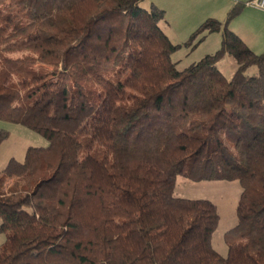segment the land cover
Returning <instances> with one entry per match:
<instances>
[{
    "label": "trees",
    "instance_id": "16d2710c",
    "mask_svg": "<svg viewBox=\"0 0 264 264\" xmlns=\"http://www.w3.org/2000/svg\"><path fill=\"white\" fill-rule=\"evenodd\" d=\"M142 1L0 0V119L48 141L0 172V264H264V51L228 29L236 5L179 70ZM178 176L238 181L226 256L217 207L175 197Z\"/></svg>",
    "mask_w": 264,
    "mask_h": 264
},
{
    "label": "rangeland",
    "instance_id": "374dc122",
    "mask_svg": "<svg viewBox=\"0 0 264 264\" xmlns=\"http://www.w3.org/2000/svg\"><path fill=\"white\" fill-rule=\"evenodd\" d=\"M204 2L201 0H143L140 3L142 8L149 9L151 5H155L165 12V19L161 25L167 31L170 41L179 45L171 58L179 70L198 62L205 55L214 53L220 46L219 44L215 48L217 45L213 38L215 33H208L203 39L197 36L188 42L192 33L197 29H194L195 25L192 24L193 21L199 19V14L195 12L198 9L197 4L205 7ZM222 15L227 16L224 12ZM209 18L220 21L214 17ZM214 44L215 46H213ZM217 66L227 78H230L237 68L235 60L230 55H224L218 61ZM0 130L7 133V137L0 144V172L11 158L22 161L28 147H46L48 145V141L43 136L20 124L0 119ZM240 192L241 187L235 180L192 181L182 176L176 178L175 197L206 199L217 207L219 222L211 242L214 250L221 256L227 254L228 241H235L233 237H230L228 231L235 226L237 221L235 209ZM7 243L8 234L0 232V247Z\"/></svg>",
    "mask_w": 264,
    "mask_h": 264
},
{
    "label": "crops",
    "instance_id": "0c3cea01",
    "mask_svg": "<svg viewBox=\"0 0 264 264\" xmlns=\"http://www.w3.org/2000/svg\"><path fill=\"white\" fill-rule=\"evenodd\" d=\"M203 1H205V7L198 6L197 4L198 9L195 10V12L199 14V19L193 21L192 24L193 26L195 25V27H193L194 29L197 28L203 20L206 18L209 19V17L217 18L221 23H224L226 17L222 15V12L228 14L233 7L241 5L242 8L240 12L228 22L227 27L238 35L254 53L260 54L264 51V11L244 6V3L248 0H201V2ZM161 24L162 22L160 23V27L168 36L167 31ZM213 38L215 44H217L215 48H217L221 41V34L215 33ZM215 44L213 46H215ZM254 72L255 70H252V73Z\"/></svg>",
    "mask_w": 264,
    "mask_h": 264
},
{
    "label": "built area",
    "instance_id": "2783aa9c",
    "mask_svg": "<svg viewBox=\"0 0 264 264\" xmlns=\"http://www.w3.org/2000/svg\"><path fill=\"white\" fill-rule=\"evenodd\" d=\"M244 6L264 11V0H248Z\"/></svg>",
    "mask_w": 264,
    "mask_h": 264
}]
</instances>
